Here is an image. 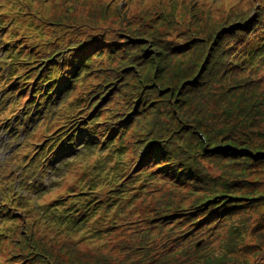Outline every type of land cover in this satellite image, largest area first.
Segmentation results:
<instances>
[{"label":"trees","instance_id":"obj_1","mask_svg":"<svg viewBox=\"0 0 264 264\" xmlns=\"http://www.w3.org/2000/svg\"><path fill=\"white\" fill-rule=\"evenodd\" d=\"M177 1L144 9L142 0L90 8L82 6L80 0H70L64 12L44 16L53 33L68 36L53 51L60 56L71 53L68 56L81 61L84 68L78 69L75 60L74 69L70 70L81 76L77 81L83 84L72 85L67 91L73 93V100L66 111L77 113L69 115L68 121L89 140H96V131L90 130L94 126L108 135V145L125 137L134 154V166L141 172H150V194L160 190L162 177L157 172L173 176L180 184L189 183L195 191L213 185L232 194L238 183L221 181L223 178L215 176L206 165L215 167L216 159L237 163L233 162L235 158L247 156L236 148L251 137L264 114V0H249L245 9L246 4L241 1L229 14L222 10L228 19L222 22H214L213 16H206L195 7L180 8ZM255 1L257 8L252 7ZM94 22L95 27L86 28ZM144 40L148 43H142ZM151 47L155 49L154 60L149 55ZM62 61L64 64V58ZM86 75L89 79L94 77L93 87ZM52 79L49 73L43 84L35 88V97L44 96L47 100L60 93L64 85L52 86ZM151 84L155 85L153 90L149 88ZM80 86L86 91L79 90ZM162 93H167V98L157 100L152 96ZM149 108L150 118L143 122ZM133 123L138 127L142 123L141 143ZM178 131L184 135L180 141ZM194 143L204 149L198 152ZM141 145L147 148L144 157ZM211 145L213 148H209ZM160 152H164L170 167L166 163V167L157 165L156 154ZM258 154H253L254 161L264 157ZM144 203L149 200L146 198ZM114 206L115 202L112 209ZM157 207L160 213L156 215L150 203L141 209L130 205L121 212L124 217L119 220L111 212L112 220L105 219L103 226L122 238L113 246L95 251L90 248L89 254L81 253L73 240L59 245L60 240L56 239L58 248L49 254V246L41 244L47 254L42 264L203 263L212 251H204L208 248L207 239L196 250L194 245L201 238L195 234L192 238L179 231L173 237L162 232L153 234L159 227L157 221L167 223L166 205L161 202ZM179 211L180 215L190 214ZM193 211L205 216L209 232L212 224L207 221L211 218L216 222L214 216L222 214L216 205L194 207Z\"/></svg>","mask_w":264,"mask_h":264},{"label":"rangeland","instance_id":"obj_2","mask_svg":"<svg viewBox=\"0 0 264 264\" xmlns=\"http://www.w3.org/2000/svg\"><path fill=\"white\" fill-rule=\"evenodd\" d=\"M172 1L173 0H146L144 9L150 8V6H158L161 3L164 5L167 3L170 4ZM222 1L223 0H216L215 4H220ZM239 1L246 4L244 9L248 7V0H224V12L229 14L232 9L237 7L236 4ZM180 4L183 6L187 5L183 3V0H178L176 5ZM221 12L220 8H216V11L212 14V20H214V22L228 20L225 18L227 15ZM53 32L54 29L50 27L49 29H45L41 36L35 31L22 33L20 44L26 43L23 49L24 52L30 50V54H33L39 60L43 57L50 56L47 49L56 46L61 40H65L63 37H58L60 34L58 35ZM47 43L48 45H46ZM142 43L146 44L148 41L144 40ZM154 52L155 49L151 47L149 49V55L152 60L155 59ZM91 83L93 87V82ZM149 88L153 90L155 85L151 84ZM79 90L86 91V88L79 87ZM8 92H10V89H8ZM166 94L162 93L159 96H152L156 99L163 98L164 96L167 98ZM27 99H29V97L24 93L22 98L19 99V105L22 107L27 106ZM61 99H63V97ZM3 104L0 105V109L3 107ZM68 104L69 101L65 98L60 104H56V107L50 110L51 112L44 115L42 120L43 125L27 140L28 147H24L23 144H20L26 137L24 130H20L18 133L15 131H4V129L8 127H1L0 130V186L6 197L5 203L2 205L11 210L10 212L14 209L19 213L13 217H19L24 224H30L27 225L24 230L32 232L39 229V235L43 238H53L55 235H58L53 231L54 228L51 224L46 225L45 222L42 224L45 218L43 212L47 213L49 209L53 208L47 209V206L54 200H63L68 195L67 191L70 188L77 184H81V182H87L90 179V172L93 166L100 160L102 167H105L107 163L103 162L108 155L107 151H104L101 156L98 155V152L88 150L80 151L83 158L78 159L75 165H72L70 168L64 165L63 162L64 160H70L68 156L60 162H58L59 160L53 161L50 170L45 166L46 163H42L43 160H40V169L37 167L28 168L19 165L20 160L23 161L25 156L31 157L37 150H39V152L36 153L34 158L37 155L42 158V154L40 153L41 148L50 144L53 141L52 138L58 136L63 130H66L72 125V123H68L69 115H71L66 111ZM41 105H43V103H41ZM150 110L151 108H149L146 115L143 116V122H146V120L150 118ZM164 113H169V110H164ZM259 121L257 127L253 129L254 132L251 134V137L247 138L246 142L236 148L238 151L241 150L246 154L248 153L247 156H242L241 154V156L235 158L233 162L237 163H230V161H226V163L217 162L216 159L215 167L210 164L206 165L207 169L212 171L215 176L223 178L221 181L228 180L229 182L232 181V183H238L235 193L229 194L224 188L219 186L214 187L213 185L209 187H200V189L198 188L195 191L191 184H180L176 182V180L174 181L173 176H168L166 173L160 172L166 174L167 177L157 172L158 176L162 177V179H160L161 183L158 185L160 190L151 194L149 203L153 205L156 215L160 213L157 212V205L161 204V202L166 205L167 212L165 220L167 223L162 225L159 223L160 221H157L159 227L154 230L153 234H160L162 232L173 237L176 235V232L179 231L185 233L188 238H192V235L195 234L197 239L201 238L194 245V249L196 250H198L207 239L208 248H205L204 251L209 249L212 251L201 264H260L264 262V157H258L257 160L254 161L253 156V154L258 156V153L264 155V114L259 118ZM140 124L141 127H138L135 123L132 124L134 125L133 130L140 140L138 143H141L143 139L142 123ZM66 125H68V127H65ZM15 127L17 128V126ZM177 135L179 141L184 136L180 134L179 131ZM241 138L243 139V136ZM185 140H187V138ZM242 141L243 140L238 143ZM117 143L118 142H116V144ZM126 144L128 145V141H126ZM221 145H223V143ZM19 146H22V148L15 153ZM194 146L198 148V152H201V148L204 149V146L202 147L201 144L194 143ZM209 148H213V145ZM146 150L147 148L143 145L142 157H144ZM156 150L159 151V148ZM156 155L159 158V162L157 161L158 166L166 167L164 165L166 163V165L170 167L168 158H164V152L157 153ZM132 156L133 154L124 156V161L128 160L129 164V166L124 167V170L112 169L116 160L113 158L107 159L109 162V169L111 170L110 173L117 175L119 178H128L130 174H127V172L132 168ZM130 166L131 168L126 170V167ZM124 174H126V177H123ZM130 180L131 177L128 179V182ZM7 186H10V189H7ZM80 186L81 185H78V187ZM134 186H136V182L130 185L131 192H139L137 191L139 189L141 191V188L137 189ZM110 187V185H106L105 189H103L106 196L108 195L106 192ZM20 188H22L20 193L25 196V200L18 199L19 204H14L10 195ZM8 190H10L9 193H7ZM27 192L30 193L29 197H27ZM222 192L225 193V195H223ZM212 198L214 199L208 201V199ZM193 205L196 208H206L216 205V209L222 212V214L217 215V217L214 216L216 222L213 219L211 220V218L207 221V224H212L211 232H209V225L204 223V221H206L205 216L198 212H194ZM179 210L186 211L185 213L188 211L191 215H180L178 214ZM26 220L28 222H26ZM79 223H81V220H79ZM201 223H204L203 228H201ZM46 226H49L50 229L45 228ZM4 227L15 230L17 225L5 224ZM20 227H18V229H20ZM80 236L81 234H76L70 238V240H80ZM56 239L60 240L59 245L66 240L63 237H56L51 241H56ZM97 239L98 238H94V242L87 244V246L93 247L103 242ZM110 244L113 245L112 243ZM11 248L12 243L7 241V239L1 244L0 264H6ZM85 248L87 247L83 249Z\"/></svg>","mask_w":264,"mask_h":264}]
</instances>
